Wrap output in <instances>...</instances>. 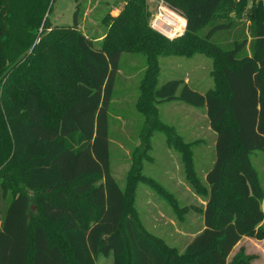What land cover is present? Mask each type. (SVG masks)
Masks as SVG:
<instances>
[{
  "label": "trees",
  "instance_id": "1",
  "mask_svg": "<svg viewBox=\"0 0 264 264\" xmlns=\"http://www.w3.org/2000/svg\"><path fill=\"white\" fill-rule=\"evenodd\" d=\"M74 1L73 23L52 25L54 0H0V264H96L98 255H112L111 264H229L243 236L264 237V186L252 161L264 153V3L164 0L186 19L169 39L149 26V0H114L121 6L103 17L98 39L78 27L82 0ZM123 52L144 55L134 101L144 124L120 187L109 109L121 94ZM195 53L212 60V87L200 93L180 78L157 85L160 56ZM167 101L205 108L216 140L204 181L191 143L159 120ZM155 129L205 198L203 228L182 252L146 231L133 205L139 180L170 196L140 173Z\"/></svg>",
  "mask_w": 264,
  "mask_h": 264
},
{
  "label": "rangeland",
  "instance_id": "2",
  "mask_svg": "<svg viewBox=\"0 0 264 264\" xmlns=\"http://www.w3.org/2000/svg\"><path fill=\"white\" fill-rule=\"evenodd\" d=\"M148 4L149 21L155 10V2L149 0ZM120 6L121 3L114 5V0H82L78 27L87 36L99 39L107 28L103 17L107 12L116 14ZM74 11V0H54L49 13L51 24H72ZM250 40L251 37L248 36V51ZM158 62V86L168 79L180 78L193 89L204 93L213 85L212 60L202 53L189 57L160 56ZM144 67L143 54H121L115 86V90L121 94L119 98L113 99L109 109L110 168L120 187L125 185L133 149L141 144L137 132L144 124V116L135 110L134 101ZM157 107L161 123L171 127L174 136L191 143L196 174L204 181L215 158L216 140L205 108H195L179 101L163 102ZM252 161L264 186V153L256 152ZM140 167L143 176L152 179L170 196L139 180L136 183L133 203L138 219L146 231L161 238L169 247L182 252L203 228L201 209L204 208L205 198L196 194L187 182L180 151L168 141L167 135L160 129L152 130L149 147L141 159ZM262 209L263 219L258 226L264 228V199ZM227 261L229 264H264V237L243 236L232 249ZM111 263L112 255H98L96 258V264Z\"/></svg>",
  "mask_w": 264,
  "mask_h": 264
},
{
  "label": "built area",
  "instance_id": "3",
  "mask_svg": "<svg viewBox=\"0 0 264 264\" xmlns=\"http://www.w3.org/2000/svg\"><path fill=\"white\" fill-rule=\"evenodd\" d=\"M152 1L155 2V10L150 17L149 26L169 39L182 35L186 27L185 17L172 9L164 0ZM258 3H264V0H247L245 10Z\"/></svg>",
  "mask_w": 264,
  "mask_h": 264
}]
</instances>
